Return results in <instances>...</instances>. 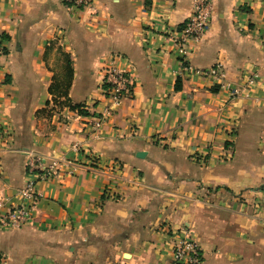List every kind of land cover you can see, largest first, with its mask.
I'll return each instance as SVG.
<instances>
[{"label":"crops","instance_id":"0c3cea01","mask_svg":"<svg viewBox=\"0 0 264 264\" xmlns=\"http://www.w3.org/2000/svg\"><path fill=\"white\" fill-rule=\"evenodd\" d=\"M192 1L0 0L7 205L28 161L57 163L30 220L0 229V264H171L162 227L187 230L200 264H264V0H210L182 58L173 40ZM109 61L132 84L93 129ZM216 63L217 81L193 72Z\"/></svg>","mask_w":264,"mask_h":264},{"label":"built area","instance_id":"2783aa9c","mask_svg":"<svg viewBox=\"0 0 264 264\" xmlns=\"http://www.w3.org/2000/svg\"><path fill=\"white\" fill-rule=\"evenodd\" d=\"M60 1L75 10L90 9L94 2V0ZM212 12L213 6L210 0L192 1L191 13L185 20L178 37L173 40L179 57H185L189 53L191 45L197 44L205 36ZM3 54V46L0 42V57ZM186 69L192 71L190 67ZM221 70V63H216L204 70L193 72L217 81L223 76ZM131 84V76L125 70L118 69L113 61H109L103 67L101 88L111 104L100 117H96L91 122L93 129L99 128L102 118L109 115L111 109L118 105L122 98L129 93ZM105 86L107 87L105 88ZM231 92L233 94V91ZM56 168L57 163L55 161H52L48 166H45L40 159L28 161L27 180L16 193L19 203L17 205H7V199L0 194V229H18L30 220L38 199L35 190L36 180L49 178L51 174H54ZM162 231L164 233L163 229ZM165 235H168L167 244L169 245L172 261L175 264H200L202 262L203 257L200 246L187 230L183 229L179 234L174 233L173 235H169L167 230Z\"/></svg>","mask_w":264,"mask_h":264},{"label":"trees","instance_id":"16d2710c","mask_svg":"<svg viewBox=\"0 0 264 264\" xmlns=\"http://www.w3.org/2000/svg\"><path fill=\"white\" fill-rule=\"evenodd\" d=\"M67 74H68V72L66 73V76H67ZM61 86H63V88L61 89L62 94H63V95H66V90H67L69 84H68V83H66V84H62ZM106 87H107V86H105V88H106ZM49 90H50V92H53V90L51 89V87H50ZM69 107H70V109H72V110L78 109L80 114L87 115L86 112L80 111V106H79V105H74V106L69 105Z\"/></svg>","mask_w":264,"mask_h":264},{"label":"rangeland","instance_id":"374dc122","mask_svg":"<svg viewBox=\"0 0 264 264\" xmlns=\"http://www.w3.org/2000/svg\"><path fill=\"white\" fill-rule=\"evenodd\" d=\"M162 229L164 230V233H167V229L166 228H164V227H162ZM165 243V245L167 244V242L165 241L164 242ZM163 249H166L165 247H163ZM166 255H167V258H168V261H170L171 262V264H175L173 261H172V258H171V252H170V249H169V251H167V249H166ZM170 257V258H169Z\"/></svg>","mask_w":264,"mask_h":264},{"label":"water","instance_id":"95a60500","mask_svg":"<svg viewBox=\"0 0 264 264\" xmlns=\"http://www.w3.org/2000/svg\"><path fill=\"white\" fill-rule=\"evenodd\" d=\"M144 155H145V152H138V153L136 154V156L139 157V158L144 157Z\"/></svg>","mask_w":264,"mask_h":264}]
</instances>
